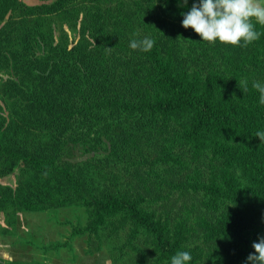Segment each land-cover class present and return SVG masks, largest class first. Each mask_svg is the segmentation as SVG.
I'll use <instances>...</instances> for the list:
<instances>
[{"label": "trees", "instance_id": "obj_1", "mask_svg": "<svg viewBox=\"0 0 264 264\" xmlns=\"http://www.w3.org/2000/svg\"><path fill=\"white\" fill-rule=\"evenodd\" d=\"M194 2L0 0V177L18 174L0 233L73 207L69 237L112 264H247L264 236V25L247 47L201 41L182 27ZM145 37L151 51L129 47Z\"/></svg>", "mask_w": 264, "mask_h": 264}, {"label": "rangeland", "instance_id": "obj_2", "mask_svg": "<svg viewBox=\"0 0 264 264\" xmlns=\"http://www.w3.org/2000/svg\"><path fill=\"white\" fill-rule=\"evenodd\" d=\"M28 4L41 0H24ZM0 73V77H2ZM77 148L73 160L91 156ZM17 171L0 177L1 184L15 186ZM84 212L79 208H60L52 211L20 212L12 234L0 233V258L22 261H47L51 264H112L105 249L86 252V237L70 235L71 222L83 221ZM0 225H4L0 214ZM66 242L67 245L52 249L50 243ZM45 247V248H44Z\"/></svg>", "mask_w": 264, "mask_h": 264}, {"label": "clouds", "instance_id": "obj_3", "mask_svg": "<svg viewBox=\"0 0 264 264\" xmlns=\"http://www.w3.org/2000/svg\"><path fill=\"white\" fill-rule=\"evenodd\" d=\"M187 4L188 0H182V7H187ZM181 15L182 27L193 29L202 38L201 41H219L224 45L240 47H247L260 38L261 33L254 30L252 18L264 25V6L258 0H198ZM154 44V39L145 37L132 39L129 47L146 53L152 50ZM252 87L259 92V103L264 105V84L253 81ZM243 91H247V81L243 84ZM255 136L264 143V131H257ZM251 247L254 252L249 253L247 264H264V236H259ZM190 260L191 254L181 251L171 257V264H185Z\"/></svg>", "mask_w": 264, "mask_h": 264}, {"label": "crops", "instance_id": "obj_4", "mask_svg": "<svg viewBox=\"0 0 264 264\" xmlns=\"http://www.w3.org/2000/svg\"><path fill=\"white\" fill-rule=\"evenodd\" d=\"M258 2H259L262 6H264V0H258Z\"/></svg>", "mask_w": 264, "mask_h": 264}]
</instances>
